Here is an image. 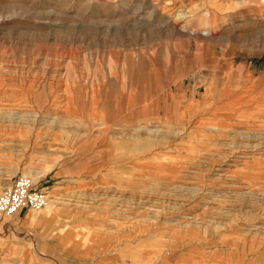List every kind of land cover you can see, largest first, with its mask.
<instances>
[{
    "label": "rangeland",
    "instance_id": "rangeland-1",
    "mask_svg": "<svg viewBox=\"0 0 264 264\" xmlns=\"http://www.w3.org/2000/svg\"><path fill=\"white\" fill-rule=\"evenodd\" d=\"M19 176L48 203L0 220V264H264L263 0H0Z\"/></svg>",
    "mask_w": 264,
    "mask_h": 264
},
{
    "label": "built area",
    "instance_id": "built-area-1",
    "mask_svg": "<svg viewBox=\"0 0 264 264\" xmlns=\"http://www.w3.org/2000/svg\"><path fill=\"white\" fill-rule=\"evenodd\" d=\"M47 201L48 194L38 190L31 177L19 176L7 189L0 192V220L24 209H41Z\"/></svg>",
    "mask_w": 264,
    "mask_h": 264
},
{
    "label": "crops",
    "instance_id": "crops-1",
    "mask_svg": "<svg viewBox=\"0 0 264 264\" xmlns=\"http://www.w3.org/2000/svg\"><path fill=\"white\" fill-rule=\"evenodd\" d=\"M123 90V89H122ZM124 92V91H123ZM126 93V92H125ZM122 94V93H121ZM123 95V94H122ZM122 95H119V97H117L116 98V102L115 103H113V104H107V103H105V106H106V108H105V112L107 113H109V115L110 116H112V115H115V114H117V116H115V119L114 120H116V122L115 123H119V122H127V121H129L130 119H132L133 117L131 116L130 117V119L129 118H127V115H126V113H124L123 111H122V103H123V99L124 98H121V96ZM84 98V96L83 95H80L79 96V100L83 103H86V105L88 104V102H86V100L85 99H83ZM128 98H130V97H128ZM131 99V98H130ZM99 104H100V102H99ZM98 104V106L99 107H101L102 108V106H101V104L99 105ZM133 105H135V103L133 104ZM136 106V108H139L138 107V105H135ZM119 115V116H118ZM124 115H125V117H124ZM134 120H135V118H134ZM106 138V137H105ZM107 139V138H106ZM97 147H102V148H105L106 147V145L105 144H103V146H102V144H100L99 142L97 143V146H96V149H97ZM106 148H108V147H106ZM111 150H113V149H111ZM129 152L130 153H134L133 154V156L135 155H138V152H140V151H142V148L140 149V150H138V148H136V147H130L129 149ZM113 152V153H112ZM128 152V151H127ZM111 153V156H113V157H115L116 156V154L118 153V151L115 149L114 151H111L110 152ZM114 159H116V158H114ZM117 160V159H116Z\"/></svg>",
    "mask_w": 264,
    "mask_h": 264
},
{
    "label": "bare ground",
    "instance_id": "bare-ground-1",
    "mask_svg": "<svg viewBox=\"0 0 264 264\" xmlns=\"http://www.w3.org/2000/svg\"><path fill=\"white\" fill-rule=\"evenodd\" d=\"M263 3H264V0H263ZM5 87V86H4ZM132 110V109H131ZM146 111V110H145ZM130 117V116H129ZM27 145V144H26ZM120 145V144H119ZM49 196V195H48ZM159 200V199H158ZM32 210H35V209H32Z\"/></svg>",
    "mask_w": 264,
    "mask_h": 264
}]
</instances>
